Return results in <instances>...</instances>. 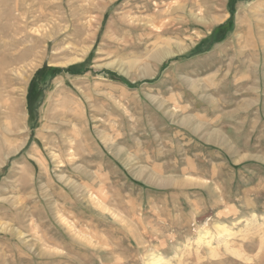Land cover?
Masks as SVG:
<instances>
[{
	"label": "rangeland",
	"instance_id": "374dc122",
	"mask_svg": "<svg viewBox=\"0 0 264 264\" xmlns=\"http://www.w3.org/2000/svg\"><path fill=\"white\" fill-rule=\"evenodd\" d=\"M0 264H264V0H0Z\"/></svg>",
	"mask_w": 264,
	"mask_h": 264
},
{
	"label": "bare ground",
	"instance_id": "6f19581e",
	"mask_svg": "<svg viewBox=\"0 0 264 264\" xmlns=\"http://www.w3.org/2000/svg\"><path fill=\"white\" fill-rule=\"evenodd\" d=\"M166 23H164V26H166L165 25ZM162 27V26H161ZM182 27V26H181ZM159 28H160V26H159ZM166 28V27H165ZM161 29V28H160ZM178 29V28H177ZM180 29V28H179ZM181 30V29H180ZM161 31V30H160ZM168 31V30H167ZM174 31V30H173ZM177 31H179V30H177ZM162 32V31H161ZM171 34V33H170ZM174 34V33H173ZM184 34V33H183ZM179 37V36H178ZM176 48L177 49H175V51H179L180 50V47H178V46H176ZM175 51H174V53H175ZM161 52V51H160ZM168 52H165V54H167ZM156 54H158V53H156ZM160 55V54H159Z\"/></svg>",
	"mask_w": 264,
	"mask_h": 264
}]
</instances>
